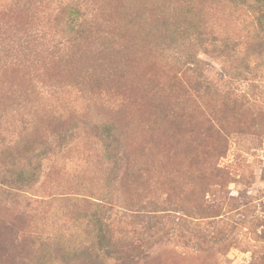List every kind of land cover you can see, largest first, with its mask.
<instances>
[{
    "label": "rangeland",
    "instance_id": "obj_1",
    "mask_svg": "<svg viewBox=\"0 0 264 264\" xmlns=\"http://www.w3.org/2000/svg\"><path fill=\"white\" fill-rule=\"evenodd\" d=\"M245 11L240 0H0V264L83 240L86 215L103 212L93 204L124 202L189 209L114 218L144 246L172 238L147 264H248L264 249V124L250 118V82L264 103V29Z\"/></svg>",
    "mask_w": 264,
    "mask_h": 264
},
{
    "label": "trees",
    "instance_id": "obj_2",
    "mask_svg": "<svg viewBox=\"0 0 264 264\" xmlns=\"http://www.w3.org/2000/svg\"><path fill=\"white\" fill-rule=\"evenodd\" d=\"M244 3L246 11V23L249 27L255 25L264 29V0H240ZM210 44L214 42V39L209 40ZM200 84L216 92L221 90V86L218 81L212 79H203ZM259 86L257 81L250 82V118L259 117V122L264 124V103H260L259 100L253 95V90ZM230 95H236L238 87H230L228 89ZM255 97V98H254ZM236 99V97H235ZM241 102V101H240ZM245 107L248 103H244ZM107 128V127H106ZM111 147V145H107ZM113 150V148L111 149ZM224 155L223 151L218 150V157ZM122 158L128 161L127 156L123 155ZM33 159V156L31 157ZM32 162H30L31 164ZM35 163H32V165ZM38 167L32 166L31 170H36ZM214 171L222 172V168L218 165V161H215L211 166ZM33 177V175L31 176ZM171 193H164L163 203L171 201ZM87 203V202H86ZM90 205V204H89ZM152 204H142L134 206L131 202H124L121 206H116L117 209L109 206L107 208L99 207L93 204V208H99L103 212L90 211L87 217V235L83 240H77L76 243L68 244L61 238H58L52 242L53 250L48 248L42 249L43 255L39 256L34 264H147L152 260L156 253L164 251L169 248L172 238L166 237L164 241L147 247L144 246L143 240L140 239V235L136 230H124L114 226L113 220L115 217L124 216L125 214H140L149 216L150 219H162L165 215H178L182 213L187 215L189 209L183 206H153ZM145 225L139 227L140 231L144 230L148 222H143ZM93 232L96 235L93 236ZM45 241L39 237L35 238V244L40 248L45 246ZM32 257V256H31ZM31 262V261H30ZM212 264H218L216 258L213 259ZM248 264H264V249L256 254H252L250 262Z\"/></svg>",
    "mask_w": 264,
    "mask_h": 264
}]
</instances>
